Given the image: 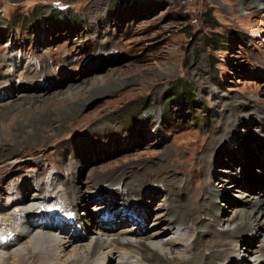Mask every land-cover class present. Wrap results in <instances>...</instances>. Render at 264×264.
I'll return each instance as SVG.
<instances>
[{
  "label": "rangeland",
  "instance_id": "obj_1",
  "mask_svg": "<svg viewBox=\"0 0 264 264\" xmlns=\"http://www.w3.org/2000/svg\"><path fill=\"white\" fill-rule=\"evenodd\" d=\"M257 1L125 0L124 3L120 1L116 4V0H0V111L3 112V115H0V186L2 184L4 188L1 202L7 204L15 201L18 195L23 197L17 189L24 182L25 175L29 177V184L33 187L41 190L43 186L48 189L55 184L52 180L60 169L61 176L59 179L56 177V182L58 188H63L64 179L78 175L72 167L78 162L73 154H77L76 148H84L88 152L91 150V153L86 155V171L81 179L86 193H96L102 188H114L118 192L121 189L118 183L122 177L117 172L130 170L137 173L142 171L141 168L136 170L138 166H146L145 175H141L143 182L135 183L129 188L150 190L165 187L171 191V187L180 188L178 184L182 182L173 183L171 178L185 179L186 183H191L194 187L192 200L198 198L201 206L194 203L196 200L188 202L192 209H198L189 213L187 222H191L190 227L184 228L191 233H194L193 229L197 226L203 230L206 223L199 226L198 221L202 216L206 221L213 223L208 216L202 215V211L206 209L202 206L205 197L201 200L202 191H196L194 185L200 181L204 196L207 188H213V184H216L215 188L221 186L223 183L216 179L217 176L222 178L227 174V177H230V174L239 172L233 165L231 152L236 156L237 154L229 150L232 158L227 156L234 167L228 163L226 156L225 166H220V157L218 154L215 156L216 169L220 170V173L216 170L211 172L215 161L209 169L207 168L213 154L205 160L200 158L210 153L209 143L213 142L215 130L219 127L217 119L220 116L221 119L224 115L226 117L223 120L224 127L230 124L231 127L237 125L238 131L246 130L245 127L251 125L249 119L251 120L256 112H260L253 105H264V11L253 6ZM55 6L70 8L76 14L79 13L84 19V27L71 30L74 19L70 18V23H67L63 18L52 17L50 11ZM17 14H32L34 17L31 18V26L27 28L20 17L10 22V18ZM211 22L215 23L213 27L210 26ZM208 37L220 48L214 49L207 41ZM102 47L108 52L112 51L107 54L108 59L113 61L111 68L96 66L100 62L94 61L98 57L95 50ZM9 51L17 54L23 61V66L20 64L17 72L15 69L12 72V67L3 60ZM212 59L215 60V65L212 64ZM109 60L106 63L111 65ZM64 62L67 69L63 74L76 73L74 77L76 76L77 80L74 85L71 84L74 87L69 89L64 85L54 91L48 90L45 98L51 96L50 102H36L35 106L25 103L11 110L7 109L18 102L21 98L17 97L19 95L42 94L24 90L17 91V94L12 92L13 86L18 88L20 83L29 77V72L34 78H27L30 82L26 90H32L29 88L30 84H39L32 83L41 79L44 70L53 78L60 77L62 73L59 71L65 67ZM87 65L100 68L101 71L77 76L83 73ZM14 73L16 74L13 75ZM100 76L105 77L102 82H91ZM179 78L180 83L185 79V83L191 86L196 99L191 102L189 94L180 85L179 103L172 102L166 107V95L173 92L166 89L172 85L175 87ZM47 82L41 84L46 85ZM79 88L82 89L79 94L68 98L61 97ZM50 92L62 94H54L53 97V93L49 95ZM55 95L62 99L54 101ZM248 103H252L253 107H248ZM73 105L80 106V112L74 119L65 120L63 113ZM166 108L175 120H169L170 124L165 122L163 125L159 122ZM240 108L253 112L241 115ZM241 116L245 119L244 125L227 122L228 119L236 117L238 122ZM256 127L252 128L254 139L258 138ZM259 127L263 125L259 124ZM245 134L242 132V135ZM32 137L34 138L31 139ZM90 144L93 145V150ZM65 145L68 146V159L65 162L59 161V149ZM90 157L95 159L92 160L94 163ZM99 159L102 160L95 162ZM94 168L107 170L105 179H92V183L88 181L89 173ZM232 168L234 169L230 171ZM114 169L117 170L116 173ZM113 174L115 175L112 176ZM35 175H41L44 184L37 183ZM124 179L122 182H128L127 177ZM218 189L222 190L220 187ZM252 189L253 191H249L250 189L246 190L240 186L231 190L228 200L240 205L243 192L255 195V190H262ZM114 190L112 193L108 192L112 201L116 198L128 199L125 194L114 196ZM63 195L64 209L74 213L76 206L67 207V195L64 192ZM46 199L47 197L43 202H46ZM228 200L222 199L220 204L229 206ZM131 202L141 203L137 199H132ZM34 203L36 207L40 206L38 201ZM52 204L59 203L54 201ZM114 204L119 207L116 201ZM228 206L221 207L224 210V219L234 217V211H228ZM23 210L20 213L17 209L9 210L11 216L7 226L18 228V214L23 213ZM121 216L120 224L125 223L128 228H135L126 218V213H121ZM198 216L200 219L196 220ZM152 224L153 222L148 223L147 229L152 228L149 226ZM168 224V220H165L162 228L167 229ZM213 224L214 227L210 226V229L218 230V226ZM1 226L2 224L0 228ZM235 226L236 224L227 226L224 223L219 225L220 228ZM119 230L112 233H121ZM161 234L164 238L162 240L167 241L165 237H169L171 232ZM254 235L250 236L255 237ZM263 237L260 235L248 245L252 246V249L261 247ZM187 240L186 243L183 241L184 246L191 242ZM243 242L245 243L239 242V249L242 251L240 256H243L247 249ZM221 245L223 244L215 246L220 248ZM205 247L209 250L211 245L204 244L203 248ZM146 252L147 250H142V253ZM254 252L257 256L261 254L253 251L252 255H255ZM204 257L206 260L210 259L206 255ZM254 258L255 256L248 259L247 263L252 264ZM32 261L36 262L34 258Z\"/></svg>",
  "mask_w": 264,
  "mask_h": 264
},
{
  "label": "bare ground",
  "instance_id": "obj_2",
  "mask_svg": "<svg viewBox=\"0 0 264 264\" xmlns=\"http://www.w3.org/2000/svg\"><path fill=\"white\" fill-rule=\"evenodd\" d=\"M253 6L264 11V0H258L257 4H253ZM95 52H97L98 57L94 59V61L98 60L100 62L97 63L98 65L96 66H106V68H111L110 66H112L113 61L108 59L109 56H107V54L112 51L108 52L106 48L102 47V49L98 48ZM3 60L6 64L12 67V72H14V69L17 72L20 64L23 66V61L17 54L11 53V51H9ZM108 60L109 62L111 61V65L106 63ZM119 61H121V59ZM64 64L65 67L63 70L61 72L59 71V73H62L60 77L53 78L51 74L49 76L47 71L44 70L41 79L32 83L39 84L35 86L31 84L29 85V88L32 90H26V86L28 82H30L27 78H34L29 72V77L26 78L27 80L25 79L21 82L18 88L13 86L12 89L14 90L12 92L17 94V91L24 90L35 93L41 92L42 94L39 96H28L29 94L19 95L17 97L21 98H17L18 102L15 103L14 100L15 104L13 103L14 105L8 106L7 109L11 110L12 108L21 106L25 103H31L34 106L36 105V102L46 103L51 97L45 98L46 94H48L46 93L48 90L54 91L64 85H67L69 89L74 87L73 83L77 80L76 76L74 77L76 73L71 74L66 72L67 74H63L65 69H67L66 62H64ZM140 69L141 68H139V70ZM91 71L92 73H96L101 71V69L87 65L83 73H80L77 76L83 74L90 75ZM15 74L16 73L13 75ZM104 78L105 77L103 76H100L99 78L95 77L91 82H102ZM45 81H48L46 85L41 84ZM71 84L73 85L71 86ZM32 86L35 87L36 90ZM80 89L81 88L76 91L73 89L71 92H68L61 97L68 98V96L77 95L79 94ZM52 93L50 92L49 95H52ZM54 94L62 93L54 92L52 95L53 97ZM215 95L218 94L215 93ZM61 97L56 96L53 100H61ZM253 106L260 112H256L251 120L249 119L251 125L248 128L245 127L246 130L240 129V131H238L237 125L231 127L230 124H226L224 127L223 120H225L226 117L224 115L221 119V116L219 115L220 117L217 119L219 121V127L215 130V137L211 136L213 137V142L209 143V145H211L210 153H206L204 157L200 158L201 160H205L211 158L213 154V157L208 162L209 165L207 168L209 169L210 165L215 161V156L218 154L220 157V166L223 167L225 156L228 163H232L231 160L228 159V157H231L232 153L234 161L233 165L239 169V172L230 174V177H227V174H224L222 178L219 176L216 177L219 182L223 183L219 186L222 190L218 189L219 187L215 188L216 184H213V188H207L206 195L204 196L200 181L194 185L197 188L196 191H198V189L199 191H202L200 194L201 200L205 197L202 206L206 209L205 211H202V215L205 217L208 216L212 219L213 223L218 226V230L210 229V226L214 227V224L203 219V216L201 217V220H198L199 216L196 218V220L200 222L199 226L206 223L203 230H200V227L198 226L193 229L194 233L187 230L191 223L187 222V217L190 218L189 213L198 209H192L189 203L194 202L195 200V204H199V202L198 198L192 200L195 190L191 183L185 182V179H180L178 177L171 178L173 183L182 181L178 184L180 185V188L170 186L172 188L171 191L166 190L165 187H163L164 190L160 188L132 190L129 188V186H133L135 183L143 182L141 178L145 173L144 170L146 171V166H138L136 170L141 168L142 171L140 170V172L137 173L130 170L117 172V170L114 169V173L117 172L122 178L118 183L121 189L116 192L114 188H112L114 190L113 195L117 196L118 194H125V197L128 198L127 200L125 198L122 200L116 198L114 201L118 203L119 207H115L116 204H114V201L110 198L111 195L108 194V192L113 191L112 189L102 188L96 193H94V191L86 193L83 187L84 182H82L81 179L84 177L86 171V160H88L86 155H88L89 152L91 153V150L89 149L88 152V150H84V148H76L77 154L73 155H75L78 162L72 167L78 175H73L68 180L64 179L62 182L63 188H58L56 182V177L59 179V176H61V173L59 172L60 169L57 170L55 178L52 180L55 184H52L48 189L46 188L47 190L43 186L41 190L33 187L32 184H29V177L25 175L24 182L21 183L17 189L23 197L18 195V198L15 201L6 204L1 202L3 193V186L1 184L0 225L2 224V226L0 228V264H248V259H251L254 256L253 263L259 262V264H264V240L261 241L263 242V245H260L261 247H258L257 249H252V246L248 245L257 240L260 235L264 236V105L258 103ZM253 106L252 103H248V107ZM80 109L81 107L78 105H73L69 110L66 109L67 111L63 113L65 120L71 118L74 119V117L80 112ZM239 112L241 115H246V112L253 111L245 109L241 110L240 108ZM1 114L3 115V112L0 111V115ZM236 119L237 117L232 120L228 119L227 122H233L234 124L239 123L241 125L245 124V119L242 118V116L238 118L240 121L238 120L237 122ZM259 124L263 125V127H259ZM255 125L258 126L256 127ZM254 127L258 129V138L256 139H254L255 136H252V128ZM242 132H245L246 134L242 135ZM33 138L34 137L31 139ZM74 143L76 145V140ZM90 146L91 148L93 147L92 144H90ZM229 150L234 151L238 157L233 152L230 153ZM67 153L68 146H61L59 149L58 160L65 162L66 159H68ZM90 159L91 162H93L92 160H95L93 157H90ZM101 160L102 159H99L95 162L98 163ZM216 165L215 161L211 170L212 173L214 170H216L217 173H220V170L218 171L216 169ZM233 165L231 164L232 167H234ZM233 169L234 168L230 171ZM105 172H107L105 169H92L89 173L88 181L92 183V179H105ZM114 175L115 174L112 176ZM125 177H127L128 182H122V179ZM34 178L37 183L41 182L44 184V182L41 181V178H43L41 175H35ZM240 186L246 190L250 189L249 191H253L252 188H259L262 189L263 192L258 189L255 190L257 193L255 195L243 192L242 202L239 205L238 203L228 200V194L231 190L239 188ZM63 192L67 195L66 206H76V210H74L73 213L75 221H68L65 216L64 211L69 209L66 210L63 207ZM45 197H47L45 200L46 202H43ZM132 199H137L141 203H133L131 202ZM206 199H208V201ZM222 199L228 200L229 206L224 204L221 205L220 203ZM37 201L40 203V206H37L38 208L36 207V203H34ZM54 201L59 203L56 204L57 206L54 209L58 212V216L51 214V211L47 210V206L54 203ZM130 202L133 205L130 204ZM223 206H228V211L233 210L234 217L224 219V214H222L224 213V210L221 208ZM201 208L204 209L203 207ZM11 209H17V212L19 213L24 209L23 213L18 214V228L13 225L12 227L7 226V221L11 216V213H8V211ZM72 210L73 209L71 208V211ZM121 213H126V218L135 226V228H131L132 226L128 228L125 223V225L123 223L120 224L121 221L119 219L122 218ZM41 219H44V222L40 221ZM165 220H168L169 222V227H167V229H165L166 227L162 228ZM152 222L153 224L149 225L152 226V228L150 227L147 229L148 223ZM222 223L227 226L236 224V226L234 228H225L226 226L220 228L219 225ZM118 229H120L119 231H121V233H112ZM155 230L157 231L155 232ZM152 231L154 232L151 233ZM162 232H171L169 237H165L168 239L167 241L162 240L164 239L162 238ZM8 234H10L9 237H7ZM252 234H255V237L250 236ZM3 235L6 236V240L2 238ZM189 237L190 239L187 240ZM238 239H240V241H245V243H243L247 246V249L245 250L246 252L243 253V256H240L242 251L239 249L240 241ZM184 240L185 243L186 240H190L191 242H188L189 244L184 246ZM204 244L211 245L209 250L205 247L208 250L207 253L205 248H203ZM216 244L223 245H221L220 248H217L215 246ZM144 249L147 250L146 254L142 253V250ZM200 249L202 250L201 252H199ZM175 251H178V253ZM253 251L260 252V256H257L255 252V255H252ZM224 254H227V256H224ZM204 255L208 256L210 259L206 260ZM213 257L216 258L212 259ZM33 258L36 262L32 261ZM201 259L203 261H200ZM205 261L206 263H202Z\"/></svg>",
  "mask_w": 264,
  "mask_h": 264
},
{
  "label": "trees",
  "instance_id": "obj_3",
  "mask_svg": "<svg viewBox=\"0 0 264 264\" xmlns=\"http://www.w3.org/2000/svg\"><path fill=\"white\" fill-rule=\"evenodd\" d=\"M124 3L125 0H116V4L118 3ZM50 15L52 17H54L55 19H60V18H63L65 19V22L67 23H70L68 22L70 18L74 19V22L71 24V30H77V29H80L81 27H84V19L80 16L79 13L76 14V12L74 10H71L70 8H57V6L55 7H52L51 8V11H50ZM17 17L19 18H22L23 19V23L26 24V27L29 28V26H31V18H33L34 16L32 14L30 15H22V14H17V15H13L12 18H10V22H12L13 20H15V18L17 19ZM9 22V23H10ZM212 24L210 26H214L213 22H211ZM60 24V23H58ZM207 41H209V43L214 47V49H219L220 47L217 46V45H214L213 43H215L211 38L208 37ZM214 59V57H213ZM211 60L212 61V64L215 65V60ZM175 87H170V88H167L166 91H173L171 93H167L168 95H166V107L167 106H170L169 104H171L172 102L175 103H179V100H180V90H178L180 88V85L184 88V91L186 93L189 94L190 96V101L193 102L196 98H195V93L193 92L191 86H189L188 84L185 83V79H182L181 80V83H180V78L175 82ZM178 90V91H177ZM176 93V94H174ZM174 94V95H173ZM169 95H171L169 97ZM190 102V103H191ZM162 121L163 123L166 122V123H169V120H175V117L173 115H170L168 114V109H164L163 112H162Z\"/></svg>",
  "mask_w": 264,
  "mask_h": 264
}]
</instances>
